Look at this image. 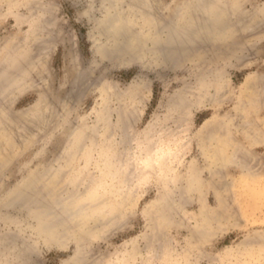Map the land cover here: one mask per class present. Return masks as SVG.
Instances as JSON below:
<instances>
[{"label":"rangeland","instance_id":"obj_1","mask_svg":"<svg viewBox=\"0 0 264 264\" xmlns=\"http://www.w3.org/2000/svg\"><path fill=\"white\" fill-rule=\"evenodd\" d=\"M100 2L90 14V0H0V69L36 62L6 99L0 264H264V0L237 2L223 19L235 32L184 42L155 65L94 50ZM26 109L40 115L29 131L16 115ZM217 145L226 163L213 175ZM233 152L261 180L228 163ZM73 198L97 208L70 213Z\"/></svg>","mask_w":264,"mask_h":264},{"label":"bare ground","instance_id":"obj_2","mask_svg":"<svg viewBox=\"0 0 264 264\" xmlns=\"http://www.w3.org/2000/svg\"><path fill=\"white\" fill-rule=\"evenodd\" d=\"M240 1V0H238ZM237 0H172L171 3L166 5V8H164V2L163 0H101L100 2V9H101V15L98 18V30L96 31V34L90 33V40L92 42L93 48L96 52L100 53L101 55L106 56V55H111V54H120L123 51H127V53L131 52V60H143L145 62H152V64H158V63H163L164 61L169 62L170 58L169 56H172L178 52H180L181 46L186 44V46H190L192 44H194V42H196L197 40H200L199 38L202 37H210L208 35H213L216 36L218 35V31L222 28L225 29H230L233 30V32H235L234 30L237 28L236 24L237 21H232L231 23L229 22L227 24L224 25V18H226L225 16H228L229 13H234L235 11H237L239 5L237 4L238 2ZM94 2L95 0H90V4H89V8L87 9V13H90L91 10L94 7ZM164 9L166 10L164 12ZM241 9V8H240ZM239 9V10H240ZM47 11V10H46ZM45 11V12H46ZM238 12V11H237ZM244 12V11H243ZM91 14V13H90ZM41 16V15H39ZM232 16V15H231ZM229 17V16H228ZM234 17V16H233ZM94 18V17H93ZM234 27H236L234 29ZM229 31V32H230ZM232 32V31H231ZM211 35V36H212ZM215 38V37H214ZM196 40V41H195ZM186 42V43H184ZM184 43V44H183ZM4 44V43H3ZM7 44V42H6ZM5 44V45H6ZM189 44V45H188ZM2 45V44H1ZM185 46V45H184ZM185 46V47H186ZM6 48V46H3ZM10 47V46H9ZM184 47V48H185ZM8 48V47H7ZM187 48V47H186ZM183 49H181L182 51ZM6 51V49H5ZM129 51V52H128ZM25 51H23L24 53ZM184 52V51H183ZM6 53V52H5ZM180 54V53H179ZM21 55L22 52H21ZM27 55V54H25ZM12 56V53H11ZM24 56V55H23ZM22 56V57H23ZM33 54L31 55L32 58ZM79 57V56H78ZM176 57V56H175ZM16 58V57H15ZM25 59V56L23 57ZM20 58V61L21 59ZM27 58V57H26ZM174 58V56H173ZM18 59V58H17ZM78 59V58H77ZM26 60V59H25ZM29 60V59H27ZM15 61V60H14ZM18 61V60H17ZM23 61V60H22ZM21 61V62H22ZM32 61V60H31ZM78 61V60H77ZM10 62V61H9ZM26 61L22 62L25 63ZM8 63V62H7ZM17 63V62H16ZM22 63L20 64L18 62L19 65L22 66V68H18L19 70H15V72L13 71V73H11V71L13 69H8L7 68L4 69H0V76L2 75L3 77H1L0 79V135H4L5 132L9 131L11 128V119H10V111L12 108H9V103L7 105L6 103V99L9 98L10 94H12L13 92V87H19L21 86L20 82L24 81V80H29V78H31L30 76V72L31 69H33L34 65H36V62L34 64L32 62H27L24 65H22ZM47 63V62H46ZM10 65V64H9ZM44 66V65H43ZM1 67H4L3 65H1ZM16 68V66H14ZM12 67V68H14ZM14 68V69H15ZM35 68V67H34ZM4 70V71H3ZM34 70V69H33ZM33 72V71H32ZM36 72V71H35ZM38 73V72H37ZM40 74V73H38ZM37 74V75H38ZM82 74V73H81ZM44 76V75H43ZM42 78V77H41ZM94 78V77H93ZM31 80V79H30ZM96 80V79H95ZM98 81V80H97ZM105 81V80H104ZM30 82V81H28ZM100 82V80L98 81ZM18 83L20 84L18 86ZM27 84V83H26ZM41 84L44 86V84L41 82ZM79 84V83H78ZM85 84V83H84ZM23 85V84H22ZM41 85V86H42ZM110 85V84H109ZM116 85V84H115ZM90 86V85H89ZM88 86V87H89ZM35 87V86H34ZM98 87V86H97ZM43 88V87H42ZM48 88V87H47ZM105 88V87H104ZM107 88V87H106ZM16 89V88H15ZM19 89V88H18ZM81 89V88H80ZM43 90V89H41ZM104 90V89H103ZM109 90L108 88L105 89V92ZM17 91V89L15 90ZM44 91V90H43ZM120 91V90H119ZM118 91V92H119ZM104 92V91H103ZM108 92V91H107ZM19 94V93H18ZM46 94V93H45ZM44 93H41L38 96V100L36 101V103L34 104V107H32L34 110L37 107H39L40 104H42L44 102ZM15 95V94H14ZM13 96V95H11ZM15 97V96H14ZM17 97V96H16ZM16 97L14 99H16ZM46 97V95H45ZM47 98V97H46ZM45 98V101H46ZM13 99V97H12ZM13 99V100H14ZM73 99V98H72ZM71 100V99H70ZM105 100V99H104ZM107 100V99H106ZM48 101V100H47ZM63 101V100H62ZM11 102V101H10ZM49 102V101H48ZM74 102V101H73ZM107 102V101H106ZM66 103V102H65ZM64 103V104H65ZM45 105V104H44ZM62 106V105H61ZM106 106V105H105ZM46 107V106H45ZM44 107V108H45ZM135 107V106H134ZM60 108V107H59ZM67 108V107H66ZM10 109V111H9ZM69 110H71L70 108H68ZM132 109V108H131ZM31 110H22L21 112H19L16 115H19V118H23L22 125L19 127H22V129H26L28 130L29 128L28 125L30 124L32 126L31 123H34L36 121V118L38 119L40 117V115H35V116H30V114H35L33 113V111ZM134 110V109H133ZM41 110H39L40 113ZM65 111V109H64ZM110 111V110H109ZM108 111V112H109ZM13 112V111H12ZM107 112V113H108ZM42 113V112H41ZM64 113V112H63ZM15 114V113H14ZM51 114V113H50ZM67 114V113H66ZM71 114V113H70ZM109 114V113H108ZM30 116V117H28ZM37 116V117H36ZM62 116V115H60ZM15 117V116H14ZM66 117V116H65ZM20 118V119H21ZM52 118V117H51ZM109 118V117H108ZM25 119V120H24ZM44 119V118H43ZM42 120V119H40ZM38 121V120H37ZM55 121V120H54ZM39 122V121H38ZM109 123V121H106ZM20 123V122H19ZM29 125V126H30ZM102 125V124H101ZM109 125V124H108ZM13 126V125H12ZM44 126V125H43ZM49 126V124H48ZM65 129L68 128V130H73L71 129L69 126L67 127V125H63ZM41 127V126H40ZM46 127V126H45ZM50 127V126H49ZM77 127V126H76ZM52 129V128H51ZM15 130V129H14ZM35 130V129H34ZM29 131V130H28ZM40 131V130H37ZM49 131V129H48ZM47 132V131H46ZM9 133V132H8ZM60 133V132H59ZM62 133V132H61ZM27 134V133H26ZM34 134V133H33ZM87 134V133H86ZM17 135V134H16ZM32 135V134H31ZM212 139L213 140L215 137H213V134H211ZM28 136H30L28 134ZM35 136V135H34ZM33 136V137H34ZM86 136V135H85ZM91 136V135H90ZM27 137V136H26ZM25 137V138H26ZM36 137V136H35ZM209 137V136H208ZM7 138V137H6ZM20 138V137H19ZM24 139V138H23ZM37 139V138H36ZM206 139V136H205ZM208 139V138H207ZM12 140V139H11ZM86 140V139H85ZM216 140V139H215ZM210 140H208L207 142H209ZM217 141V140H216ZM34 142V141H33ZM211 142V141H210ZM214 142V141H213ZM237 141H235L236 143ZM239 142V141H238ZM237 142V143H238ZM234 143V144H235ZM5 144V143H4ZM7 144V143H6ZM5 144V145H6ZM233 145V144H232ZM9 146V143H8ZM13 146V145H12ZM220 145H217V149ZM241 146V145H240ZM232 147V146H231ZM233 146V150H234ZM84 148V147H83ZM148 149V147H147ZM216 149V148H215ZM213 149L212 151H214V153L212 151H210V154L213 153L211 156V161L213 164L210 163L209 168H210V172L215 175L219 172L222 171V168H224L223 164L226 163V161L224 162L221 158V155H219L220 150L218 149L217 152ZM243 149V148H242ZM211 150V149H210ZM241 150V147H240ZM244 150V149H243ZM242 150V151H243ZM0 151L2 152V143H0ZM6 151V150H5ZM208 151V150H207ZM209 152V151H208ZM157 153V151H156ZM159 153V152H158ZM232 153V152H231ZM1 154V153H0ZM4 155V154H3ZM207 155V153H206ZM231 155V154H229ZM208 156V155H207ZM253 156V155H252ZM209 157V156H208ZM225 157V155H224ZM230 159L227 160L228 163L231 164H238L239 166L242 167V170L245 174V178L248 180H261L260 178H262L261 174H257V172L254 171V169L252 168V166H250V164H246L245 161H243L242 159H239L237 157V153L232 154V157H229ZM222 160V161H221ZM158 162V161H157ZM257 166V165H256ZM47 168V167H46ZM255 168V167H254ZM50 169V168H49ZM71 169V168H70ZM258 169V167H257ZM68 170V168H67ZM72 170V169H71ZM70 170V171H71ZM47 171V170H46ZM69 171V172H70ZM50 172V173H49ZM48 174H52L51 171H49ZM68 172V171H67ZM40 173V172H39ZM72 173V172H71ZM1 174V173H0ZM47 174V172H46ZM56 174V173H54ZM70 174V173H69ZM3 175V174H2ZM5 175V174H4ZM67 175V174H66ZM6 176V175H5ZM37 175L35 174L34 177H36ZM40 177V175H38ZM37 176L36 179L37 182L39 181V177ZM43 176V175H42ZM41 176V177H42ZM46 176V175H45ZM48 176V175H47ZM46 176V177H47ZM50 176V175H49ZM201 175L195 174V175H190V177L188 176V180L190 182L191 185H194L195 182L200 181V177ZM44 177V176H43ZM42 177V178H43ZM45 177V178H46ZM50 177H54V176H50ZM49 177V178H50ZM3 178V177H2ZM1 178V179H2ZM44 178V179H45ZM48 178V177H47ZM48 178V180H49ZM31 181V179H29ZM42 180V179H41ZM40 180V181H41ZM47 180V179H46ZM46 180H43L46 181ZM47 183H50V180ZM127 180V179H126ZM203 180V179H201ZM93 180H91L92 182ZM2 182V181H1ZM0 182V184H1ZM5 182V181H4ZM27 182V180H26ZM25 182V183H26ZM42 182V181H41ZM90 182V183H91ZM67 183V182H66ZM27 184L29 185V183L27 182ZM32 184V183H30ZM38 184L40 185V183L38 182ZM197 184V183H196ZM43 185V184H42ZM64 185V184H63ZM25 186H27L25 184ZM23 187L25 189V193H26V187ZM30 186V185H29ZM28 186V187H29ZM47 186V185H44ZM44 186H40V188L42 187V191L44 189ZM68 186V185H66ZM32 186H30L31 188ZM36 187V186H33ZM88 187V186H87ZM91 187V186H90ZM263 187V186H262ZM22 188V187H21ZM29 188V189H30ZM19 189V188H18ZM39 189V188H38ZM67 189V187H66ZM15 190H17L15 188ZM22 190V189H21ZM37 190V188H36ZM76 190V189H75ZM19 191V190H18ZM29 191V190H28ZM33 192V191H32ZM76 192V191H75ZM74 192V193H75ZM80 191H78L77 193L79 194ZM257 192H260L262 194H264V188H260V190H257ZM28 193V192H27ZM26 193V195H28ZM86 193V191L84 192V194ZM14 194V193H12ZM18 194V193H17ZM20 194V193H19ZM36 194V193H35ZM45 194V193H44ZM43 194V195H44ZM81 194V193H80ZM83 194V193H82ZM81 194V195H82ZM24 195V194H23ZM34 195V193H33ZM39 195V194H37ZM66 195V194H65ZM76 195V194H75ZM79 195V196H81ZM40 196V195H39ZM38 196V197H39ZM69 196V195H68ZM71 196V194H70ZM15 197V196H14ZM66 197V196H65ZM78 197V196H76ZM87 197V196H86ZM23 198V197H22ZM69 198V197H68ZM6 199V198H5ZM21 199V198H20ZM27 199H30V197ZM33 200H35L34 198H32ZM74 199V198H73ZM79 199H84L79 197ZM96 199V198H95ZM3 200V199H2ZM66 201V199H64ZM76 199H74L75 201ZM81 200L80 203H81ZM11 201V200H10ZM8 201V202H10ZM16 200V204H19L18 202L21 203V201ZM23 201V200H22ZM26 200H24V202H22V206ZM27 201H31L32 200H27ZM78 201V202H79ZM96 201L99 202V200L96 199ZM15 202V201H14ZM12 202V203H14ZM59 202V201H58ZM77 201H75V203H73V201H68L65 204V208L67 209V211H69L70 213L73 212L74 210L71 211V209H75L76 208V212L73 213H80V216L83 213H86L85 211L90 210L91 211V207H96V203H94V201H92V199H89V202H86L85 200V204L81 203V204H77ZM83 202V201H82ZM97 202V203H98ZM29 203V202H27ZM44 203V202H43ZM51 203V202H50ZM11 204V203H10ZM34 206L36 208H38L39 205H41L39 202H37V204H39L38 206H36V202L33 203ZM61 204V203H59ZM59 204L57 205L60 211V209L62 208V206H59ZM99 204V203H98ZM9 205V204H8ZM28 205V204H26ZM30 205V204H29ZM32 205V204H31ZM30 205V206H31ZM55 205V203H53V206ZM75 207H73V206ZM11 206V205H10ZM48 205H46L47 207ZM50 206V205H49ZM52 206V205H51ZM50 206V207H51ZM55 208L54 210L57 209V207H53ZM71 206L73 208H71ZM34 207V208H35ZM45 207V206H44ZM40 209H42V207L39 206ZM71 208V209H69ZM91 208V209H90ZM48 209V207H47ZM64 209V208H62ZM61 209V210H62ZM165 209V208H164ZM37 210V209H36ZM45 210V209H44ZM44 210L42 209V211L44 212ZM51 210V209H50ZM57 211V212H59ZM94 211V210H93ZM41 212V211H40ZM40 212H34V213H40ZM43 212H41L40 216H42ZM50 213V211L47 210V213ZM52 212V211H51ZM62 212V211H61ZM165 212V211H164ZM48 213V214H49ZM53 213V212H52ZM56 213V212H55ZM82 213V214H81ZM47 214V215H48ZM76 214H72L76 215ZM162 214V213H161ZM46 215V214H44ZM43 215V216H44ZM46 215V216H47ZM59 215V214H58ZM64 215V214H63ZM66 215V213H65ZM79 215V214H78ZM84 215V214H83ZM50 216V215H49ZM68 216V215H67ZM71 216V217H72ZM66 218V216H64ZM62 217V218H64ZM76 217V216H75ZM161 217V216H160ZM47 218V217H46ZM51 217H48V219ZM53 218L55 219L54 215ZM61 218V217H60ZM59 218V220H60ZM68 218V217H67ZM66 218V220H67ZM74 218V216H73ZM86 218V217H85ZM39 219V218H38ZM43 219V217H42ZM41 220V219H40ZM52 222L54 221L53 219H51ZM57 220V219H56ZM55 220V221H56ZM62 220V219H61ZM69 220H71L69 218ZM88 221V219H87ZM86 221V222H87ZM58 222V220L56 221ZM85 222V221H84ZM42 224V223H41ZM35 228V227H34ZM41 228V227H40ZM54 231V230H53ZM2 236V235H1ZM11 236V235H8ZM12 236H15L12 235ZM4 237V235L2 236ZM13 238V237H12ZM7 239V238H6ZM17 240V237L15 238ZM3 240V238H2ZM1 240V241H2ZM19 241V240H18ZM25 243V242H24ZM18 245V243H16ZM26 244V243H25ZM6 245V244H5ZM30 245V244H29ZM28 245V246H29ZM1 246V245H0ZM21 246V245H20ZM2 247V246H1ZM8 247V246H7ZM3 249V248H2ZM7 249V248H6ZM14 249V248H13ZM16 249V248H15ZM22 249V248H21ZM27 250V249H26ZM14 251V250H13ZM12 252V251H11ZM15 253V252H14ZM26 254V252H25ZM86 254V253H85ZM84 254V255H85ZM25 257V255H24ZM81 257V256H79ZM27 258V257H25ZM24 260V258H23ZM77 260V259H76ZM79 263V262H77Z\"/></svg>","mask_w":264,"mask_h":264}]
</instances>
